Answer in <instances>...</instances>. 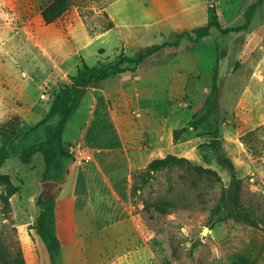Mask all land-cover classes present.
<instances>
[{
	"label": "rangeland",
	"instance_id": "rangeland-1",
	"mask_svg": "<svg viewBox=\"0 0 264 264\" xmlns=\"http://www.w3.org/2000/svg\"><path fill=\"white\" fill-rule=\"evenodd\" d=\"M51 1L0 0V147L10 152L0 172L11 177V184L0 188V264H264V1L249 24L245 11L255 0H238L241 13L227 4L224 12L214 13L224 27H247L225 34L212 28L199 43L186 40L190 47L178 53L177 46H167L139 65L120 59L138 57L162 43L161 37L145 39L138 48L113 46L92 33L106 23L104 12L115 0H78L46 23L42 10ZM218 53L212 114L194 128ZM179 57L197 65L199 78L176 70ZM84 60L106 69L119 63L128 70L103 80L89 72L83 80L86 93L63 135L67 155L59 183L70 194L77 181L80 198L94 195L96 203L81 211L74 199L59 206L61 248L50 253L35 228L44 156L37 152L24 163L20 155L52 132L59 116L39 132L34 125L47 115L60 87L73 83ZM180 75L185 79L171 78ZM84 122L86 136L79 140ZM184 126L187 131L175 140L174 130ZM217 128L233 167L218 163L209 146ZM111 137L118 145L108 170L103 169L107 179L101 174L97 187L80 164ZM168 153L213 168L219 177L185 167L150 168L153 159ZM239 179L244 209L260 228L234 218L216 221L215 206ZM64 192L55 191L68 196Z\"/></svg>",
	"mask_w": 264,
	"mask_h": 264
},
{
	"label": "trees",
	"instance_id": "trees-1",
	"mask_svg": "<svg viewBox=\"0 0 264 264\" xmlns=\"http://www.w3.org/2000/svg\"><path fill=\"white\" fill-rule=\"evenodd\" d=\"M78 0H52L46 4L42 10V17L46 23H51L62 16L72 5H74ZM264 0H255L245 11V16L247 18V24L252 21L258 7L263 3ZM108 20L103 25L101 30H107L112 28L115 23L109 17L107 11L104 12ZM245 24L241 27H227L223 28L216 16L213 15V19L201 26L193 28L192 30H185L180 33V37L188 35L190 39L194 42H199L202 38L210 34V29L212 26H217L221 32L227 33L229 31L240 30V28H245L248 25ZM97 31L96 29L93 30ZM194 33V36L192 35ZM179 44V40L170 42L167 41L162 44H158L149 47L145 52L141 53L138 57H121V61L126 58L134 62L136 65L141 64L150 55L163 50L167 46H176ZM128 69L126 67L120 66L119 63L113 67L106 69L99 66H90L84 60L83 68L79 70V74L73 77V83H66L60 87L58 93L54 96L53 103L47 113V115L34 125L37 129L40 126L46 124L51 119L59 116V120L55 125L52 132L47 136V138L39 146H31L28 152L22 153L20 155L21 160L24 163H30L32 157L35 153L41 152L44 156L45 167L42 172V179L44 182H59L63 178L65 157L67 155V150L64 144L63 135L65 131L66 124L69 118L72 116L74 109L78 106L81 98L86 92V87L83 84V80L86 78L89 72L97 73V77L100 80L107 79L110 76L125 72ZM218 72L216 71L213 84L209 92L207 93L204 101L203 111L198 114L192 121L191 126L198 128L203 122L208 120L212 114L211 99L218 90ZM188 127H180L174 130L175 140L181 138L182 134L187 131ZM216 160L221 165H227L233 167L234 163L229 157L228 152L223 145V138L220 136V130L217 128L214 132V137L209 143ZM10 152L8 148L3 145L0 147V167L9 159ZM150 168L154 171L161 170L164 168H174V167H185L191 171H196L201 175L211 176L214 175L219 177L218 172L210 167H204L203 165L194 164L186 157H181L173 153H168L163 157H156L150 162ZM11 177L7 173L0 172V188L3 185H10ZM229 197L226 198L225 191L221 197V201L215 206V211L218 212L216 221L227 220L229 218H234L237 221H243L249 223L251 226L260 228L258 219L254 216L252 212L246 211L242 204V179L237 180L229 188ZM229 199V200H227ZM230 201V203H229ZM36 204L40 208L38 219L35 223V228L43 241L45 242L50 253H56L61 248V240L58 235L57 230V218H56V196L51 193L49 189L42 190L37 198ZM226 207L227 211L222 213L221 210ZM20 264H24L20 262Z\"/></svg>",
	"mask_w": 264,
	"mask_h": 264
},
{
	"label": "crops",
	"instance_id": "crops-1",
	"mask_svg": "<svg viewBox=\"0 0 264 264\" xmlns=\"http://www.w3.org/2000/svg\"><path fill=\"white\" fill-rule=\"evenodd\" d=\"M226 4L231 5L235 10L239 6L238 0H115L114 2L110 3L106 9V11L109 14V17L114 21L115 25L107 30L98 29L97 31L94 32L92 31V33L96 35V39L99 41L106 39V42L104 43H108L109 40V42L111 41L113 42V46L119 45L121 47L124 46L126 47L128 45V46H135L138 48H144L145 39L156 38V37H161L163 39L162 43H165L167 41L174 42L179 40V44L176 45L177 46L176 53H178L184 47L186 48L190 47V46L187 47V43L185 44V42L187 41L189 42L190 40L191 42L194 43L193 45H195L196 43H199L201 40L205 38V37L202 38L199 42H194L190 39L188 35L180 37L179 36L180 33H182L185 30H192L193 28H196L198 26L210 22L213 19L214 13L216 14V16H218V12L220 11L224 12L226 10L225 7ZM236 11L237 13L238 12L241 13L242 10L237 8ZM221 26L223 28H227L224 27L222 24ZM212 28H216L220 31V29L217 26H212L210 29V33ZM221 33L225 34L223 32ZM192 35L194 36V33H192ZM170 37H175V38L174 40H172V38ZM104 43L98 42L97 44H103V46H105V48L108 49L109 46L107 47L106 46L107 44ZM107 49L105 51V55L107 54ZM159 52L165 53L163 50L158 51L156 53ZM154 54L150 56H153ZM220 55H221L220 53L217 54L218 64L215 67V73L216 71L219 72L218 70L219 67L221 66L222 60L220 58ZM141 64H143V62ZM176 70L186 71L192 77L197 76L195 78H199L198 76L201 75V72H199L197 69V65L190 64L189 61H187V59L183 60V57H179V59L177 58ZM215 73L213 76V80L215 77ZM180 74H182V72ZM161 78L164 77L161 76ZM171 78L175 81H181L185 79V76L182 77V75H180L179 78L177 77L175 78L171 77ZM213 80H212V84H213ZM85 97H87L88 101L91 100L88 92ZM151 103L152 105L155 104L154 101H152ZM141 106L142 104L140 103L139 107L141 108ZM46 124H48V122ZM42 126H40L39 128H41ZM86 127L87 125L84 122L83 126L81 127L80 134L78 136L79 140L82 139V137L86 136V131H87ZM39 128H37L36 130H38ZM39 130L37 132H39ZM117 145L118 144L116 140H114L111 137L103 145L97 144L96 146H94V148L96 149L95 154H92L91 152L89 153L91 154V157L92 155H94L93 159H91V157L86 158L87 160L85 158L83 159V164H80V166L83 165L84 169H87L88 175L86 177L87 180H89L90 184H95L97 187H100L102 181L101 174H104L105 178L107 179L104 171L108 170L107 167H109V164H111V159L114 158L113 151L115 150ZM73 166L74 165H72V167ZM72 173L73 172L71 171V175ZM51 182L53 181L45 182L42 190L49 189L51 191L53 188V187L52 188L49 187L51 185ZM57 183H58V191L61 194V192H64L61 191V188L63 189L64 185L63 183L61 184L59 182ZM79 188H81V185H78L77 181H75L70 194L68 192H64L68 194V196H70L69 198H67L68 197L67 195H58L57 193L54 194L56 196L57 228L59 226L61 227V223L60 220L58 219V213H57L59 206L66 204L69 201V199H74L73 204L75 205L76 211H79L80 209H83L86 205L94 201L93 199L94 195H90L89 193L87 198L85 199L80 198L82 192L77 191ZM94 202L96 203V201ZM94 202H92V204H95ZM76 241L77 240H74L73 242L68 241L66 243L69 245V243L74 244L76 243ZM263 246L264 244L262 245V247ZM64 247H65L64 241H62V249ZM64 252L66 254V249ZM261 253L264 258V249Z\"/></svg>",
	"mask_w": 264,
	"mask_h": 264
},
{
	"label": "water",
	"instance_id": "water-1",
	"mask_svg": "<svg viewBox=\"0 0 264 264\" xmlns=\"http://www.w3.org/2000/svg\"><path fill=\"white\" fill-rule=\"evenodd\" d=\"M51 185H53L51 192H52V194H55V191L58 187V183L57 182H51ZM206 229H208V228H206Z\"/></svg>",
	"mask_w": 264,
	"mask_h": 264
},
{
	"label": "built area",
	"instance_id": "built-area-1",
	"mask_svg": "<svg viewBox=\"0 0 264 264\" xmlns=\"http://www.w3.org/2000/svg\"><path fill=\"white\" fill-rule=\"evenodd\" d=\"M47 96V94L46 93H42V97L44 98V97H46ZM49 97V96H48Z\"/></svg>",
	"mask_w": 264,
	"mask_h": 264
}]
</instances>
